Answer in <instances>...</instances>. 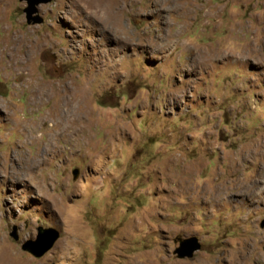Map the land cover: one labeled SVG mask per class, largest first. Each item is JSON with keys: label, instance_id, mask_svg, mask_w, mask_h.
<instances>
[{"label": "rangeland", "instance_id": "1", "mask_svg": "<svg viewBox=\"0 0 264 264\" xmlns=\"http://www.w3.org/2000/svg\"><path fill=\"white\" fill-rule=\"evenodd\" d=\"M87 1L0 0V264H264V0Z\"/></svg>", "mask_w": 264, "mask_h": 264}, {"label": "water", "instance_id": "2", "mask_svg": "<svg viewBox=\"0 0 264 264\" xmlns=\"http://www.w3.org/2000/svg\"><path fill=\"white\" fill-rule=\"evenodd\" d=\"M26 3L24 9V15L26 23L30 25H39L43 23V18L38 11V6L42 4H48L52 0H20ZM78 171L73 172V177L76 179ZM264 228V221L261 224ZM16 241L17 236L11 235ZM59 238V233L55 229L39 230V234L36 241H27L22 245V250L31 254L35 258L43 257L55 244ZM179 248L176 250L175 254L179 259L192 258L194 253L200 250L199 240L195 237L189 239H180Z\"/></svg>", "mask_w": 264, "mask_h": 264}, {"label": "bare ground", "instance_id": "3", "mask_svg": "<svg viewBox=\"0 0 264 264\" xmlns=\"http://www.w3.org/2000/svg\"><path fill=\"white\" fill-rule=\"evenodd\" d=\"M87 1V0H86ZM101 1V0H100ZM104 1V0H103ZM106 1V0H105ZM85 2V1H84ZM88 2V1H87ZM91 2V1H90ZM95 2V1H94ZM96 3V2H95ZM104 4V3H103ZM106 4V3H105ZM90 5H92V4H90ZM88 6V5H87ZM105 6V5H104ZM107 6V5H106ZM108 6H109V4H108ZM91 7V6H90ZM96 7V6H95ZM111 7V6H110ZM114 9V8H113ZM105 11V10H104ZM95 13V12H94ZM99 13V12H98ZM115 13V12H114ZM90 14V13H89ZM94 15V14H93ZM102 15H100L99 17H101ZM116 17V16H115ZM96 18V17H95ZM104 18V17H103ZM102 18V19H103ZM108 18V17H107ZM99 19V18H98ZM104 21V20H103ZM107 21V24L109 25V20H106ZM101 22V21H100ZM106 26V25H105ZM119 27V26H118ZM37 92L39 93V95H38V101H40V100H42V98L44 97V95L46 94V90H45V88L43 87V86H39L38 88H37ZM36 97V96H35ZM61 105V104H60ZM62 107V106H61ZM59 110V109H58ZM65 120V119H64ZM63 123H64V121H63ZM75 127V126H74ZM77 129V128H76ZM71 134V133H70ZM264 170V169H263ZM259 183V182H258ZM257 183V184H258Z\"/></svg>", "mask_w": 264, "mask_h": 264}]
</instances>
